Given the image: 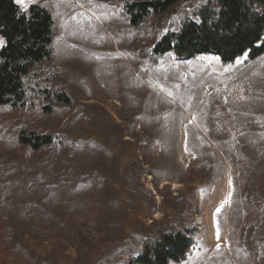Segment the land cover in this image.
<instances>
[{"label":"rangeland","instance_id":"rangeland-1","mask_svg":"<svg viewBox=\"0 0 264 264\" xmlns=\"http://www.w3.org/2000/svg\"><path fill=\"white\" fill-rule=\"evenodd\" d=\"M206 2L175 0L157 33ZM34 3L52 4L53 64L67 74L71 104L44 111L33 98L21 110L0 107V169L10 161L36 166L46 192L29 207L0 204V264H129L180 210L193 234L179 264H258L244 235L264 211V55L225 65L166 54L154 66L138 57L135 30L108 0L18 5ZM236 85L247 96L221 117L216 106ZM223 120L230 123L222 136L215 125ZM21 126L56 143L22 149ZM76 163L93 181L67 187ZM6 225L17 232L10 247Z\"/></svg>","mask_w":264,"mask_h":264},{"label":"trees","instance_id":"trees-1","mask_svg":"<svg viewBox=\"0 0 264 264\" xmlns=\"http://www.w3.org/2000/svg\"><path fill=\"white\" fill-rule=\"evenodd\" d=\"M108 2L110 7L121 11V17L135 30L132 43L138 57L154 66L166 54L178 60L213 56L225 65L242 58L252 62L264 55V0H207L192 17L185 16L173 31L164 34L157 33L161 17L175 0ZM152 18L155 25H152ZM53 28L51 3H34L23 10L17 0H0V40L3 43L0 48V107L21 110L33 98H39L46 105L44 111L51 105L71 104L70 97L62 90L67 74L53 64ZM47 65L49 67L45 68ZM16 138L19 147L32 152L56 143L53 136L28 131L22 126ZM37 169L14 161H10L9 166L2 165L0 204L7 201L16 207H29L30 202L44 198L46 192L36 179ZM82 171L80 163L73 165L67 187L93 181L90 179L94 178L93 172ZM262 213L259 226L248 228L244 235V246L251 257L257 258L258 264H264V211ZM192 234L187 216L180 210L163 230L142 244L139 256L129 264L182 263L192 247ZM2 237L10 247L17 232L6 225Z\"/></svg>","mask_w":264,"mask_h":264},{"label":"bare ground","instance_id":"bare-ground-1","mask_svg":"<svg viewBox=\"0 0 264 264\" xmlns=\"http://www.w3.org/2000/svg\"><path fill=\"white\" fill-rule=\"evenodd\" d=\"M119 56H120V54H119ZM245 81H247V80H241V81H239V83H244ZM246 88L247 87H241V85H236V86H232L231 88H229L228 96L226 97V99L224 100V102L222 104H219L220 106H218V105L216 106V109L218 110V112H219V114H220L221 117L224 114V112L227 109H229L228 107L231 104L237 103V102L238 103H241L243 100H245V96H247L245 94ZM216 102L219 103L218 101H216ZM216 123L217 124L215 125V130H217V132L221 133L222 136H223V134L225 133V130H227L228 125H229L230 122H227V121H224L223 120L221 122H216ZM216 138H217V136H216ZM221 138L219 137L217 139L218 142H221Z\"/></svg>","mask_w":264,"mask_h":264},{"label":"snow or ice","instance_id":"snow-or-ice-1","mask_svg":"<svg viewBox=\"0 0 264 264\" xmlns=\"http://www.w3.org/2000/svg\"><path fill=\"white\" fill-rule=\"evenodd\" d=\"M17 3H23V0H17ZM89 3H91V0H89ZM82 6V5H81ZM221 207H223V205H221ZM220 209H217V211L219 212ZM217 232H219V229H217ZM217 239H219V236H217ZM219 247V246H218Z\"/></svg>","mask_w":264,"mask_h":264}]
</instances>
